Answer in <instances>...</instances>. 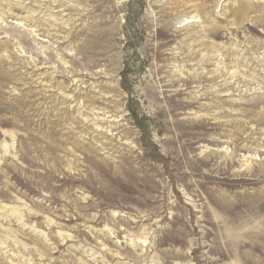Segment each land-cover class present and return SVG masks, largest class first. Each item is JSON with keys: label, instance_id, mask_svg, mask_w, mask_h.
<instances>
[{"label": "rangeland", "instance_id": "obj_1", "mask_svg": "<svg viewBox=\"0 0 264 264\" xmlns=\"http://www.w3.org/2000/svg\"><path fill=\"white\" fill-rule=\"evenodd\" d=\"M0 264H264V0H0Z\"/></svg>", "mask_w": 264, "mask_h": 264}]
</instances>
